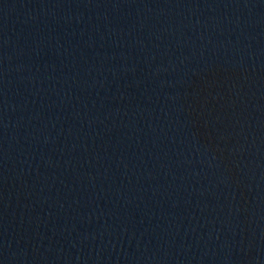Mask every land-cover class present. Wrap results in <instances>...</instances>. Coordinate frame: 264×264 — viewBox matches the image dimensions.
I'll list each match as a JSON object with an SVG mask.
<instances>
[{"label":"water","instance_id":"obj_1","mask_svg":"<svg viewBox=\"0 0 264 264\" xmlns=\"http://www.w3.org/2000/svg\"><path fill=\"white\" fill-rule=\"evenodd\" d=\"M0 264H264V0H0Z\"/></svg>","mask_w":264,"mask_h":264}]
</instances>
